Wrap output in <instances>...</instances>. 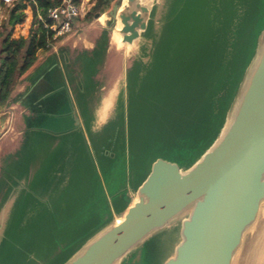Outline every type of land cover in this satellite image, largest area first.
I'll return each instance as SVG.
<instances>
[{"label": "water", "instance_id": "95a60500", "mask_svg": "<svg viewBox=\"0 0 264 264\" xmlns=\"http://www.w3.org/2000/svg\"><path fill=\"white\" fill-rule=\"evenodd\" d=\"M162 1L120 0L112 34L102 28L70 68L60 57L30 79L28 113L0 159V264H142L152 241L165 247L160 264H239L264 214V0H167L154 34ZM142 41L143 58L114 59ZM151 74L152 129L170 157L153 148L141 178L110 193L93 148L113 160L119 131L126 146L130 100ZM87 163L96 193L87 174L77 189ZM250 264H264L260 246Z\"/></svg>", "mask_w": 264, "mask_h": 264}, {"label": "rangeland", "instance_id": "374dc122", "mask_svg": "<svg viewBox=\"0 0 264 264\" xmlns=\"http://www.w3.org/2000/svg\"><path fill=\"white\" fill-rule=\"evenodd\" d=\"M119 1L120 0H115L105 14L97 19H93L90 24L85 27L86 32L91 29L97 30L98 28H106L112 34L115 23L112 22V18L108 13L112 10L114 5L119 3ZM1 2L2 0H0V3ZM92 5H90L89 8L85 11V14L79 19V22L84 19L86 13L90 10ZM166 5L167 0L160 2V5L158 6L157 11L154 15V34H158L160 30L161 24L163 22V16L166 11ZM1 18L2 15H0V22L3 23ZM117 40V35L114 32L111 38L112 44L117 46ZM123 50L124 49H121V51H118V53L116 52L114 59H117L118 56L119 58H121V56H124L125 61H128V66H130L135 59L143 58V56H145V53L147 52V45H145L144 41H142L133 50L131 49L128 52ZM85 77V75L82 76L81 74V78L84 81L83 83L86 85L87 80ZM145 87L148 93L143 94L140 98L133 97L130 100L127 112L128 117L126 124V146H123V131L122 133L121 131H119L116 137L117 140H115L116 156L113 158V160H110L109 158L103 156L95 146L93 148L95 153V162L98 167L101 180L110 193L119 191L124 187L126 183H134L141 178L142 172L145 173L148 170L149 163L152 161L153 148L156 149L160 147L163 150L161 154L158 153L156 155L157 157H163L165 159H169L170 157L171 150L166 151L161 141H156L157 139L161 138H157L159 134L158 130L152 129V74L145 81ZM110 133L111 129H107L103 133L102 139L104 141L109 140L108 138L110 137ZM39 136L41 135H37L36 137L41 139L42 137ZM77 139L80 140L79 137L75 138L74 140ZM62 140L65 141L66 139ZM154 141L159 144V146H153L152 142L154 143ZM74 143L77 142H73V144ZM85 168L87 173L85 171H81V175L77 180V189L83 190L85 188L84 177L82 175L87 174L89 180V182H86L87 190L89 185H91V192L93 191V193H96V187L95 185H93L94 180H92V172L90 176L88 163L86 164ZM96 182L98 183L97 179ZM83 223L86 222H83V219L81 218V220L75 226L72 225L70 229L71 233L74 234V232L83 229L85 227L81 226ZM80 233L81 232H77L76 234H74V236ZM263 238L264 214L261 222L255 228L254 232L250 235L247 245L241 255L242 257L239 260V264H250L252 251H254L256 245L258 247H261V252L262 250H264ZM164 248L165 247L159 248L154 241L147 244L142 252V264H160L161 257L165 251Z\"/></svg>", "mask_w": 264, "mask_h": 264}, {"label": "trees", "instance_id": "16d2710c", "mask_svg": "<svg viewBox=\"0 0 264 264\" xmlns=\"http://www.w3.org/2000/svg\"><path fill=\"white\" fill-rule=\"evenodd\" d=\"M114 1L95 0L84 19L75 21L76 26L89 24L96 14L102 16ZM59 3L60 0H15L8 9L0 31V111L8 104L18 79L34 65L41 51L51 47L50 32L43 28L38 16L46 19L47 11Z\"/></svg>", "mask_w": 264, "mask_h": 264}, {"label": "crops", "instance_id": "0c3cea01", "mask_svg": "<svg viewBox=\"0 0 264 264\" xmlns=\"http://www.w3.org/2000/svg\"><path fill=\"white\" fill-rule=\"evenodd\" d=\"M4 15L5 14L2 15V18ZM89 24L82 26H76L75 24L72 34L57 40L47 51H41L38 54L34 65L18 79L10 94L8 104L0 111V116L6 112L9 113V117L6 121L7 129L0 136V159L1 157L7 155L8 150L18 138L20 127L23 126L22 116L27 115L28 113L27 110L21 106L20 101L33 88V86L30 87V79H35V75L42 73L44 70L48 71L52 65L51 63H55L57 61V63L60 64V57H63L62 59H67L69 66L72 62H74L75 57L79 52L91 50L94 47L95 37L102 28H98L97 30L91 29L86 32L85 27Z\"/></svg>", "mask_w": 264, "mask_h": 264}, {"label": "built area", "instance_id": "2783aa9c", "mask_svg": "<svg viewBox=\"0 0 264 264\" xmlns=\"http://www.w3.org/2000/svg\"><path fill=\"white\" fill-rule=\"evenodd\" d=\"M15 0H2L0 5V15H4L5 20L9 8ZM95 0H60L59 5L47 11L46 19L38 16V21L43 28L50 32V42L52 45L59 39L65 38L73 33L75 21L81 18L85 11ZM2 22H0L1 29ZM36 27V26H35Z\"/></svg>", "mask_w": 264, "mask_h": 264}, {"label": "bare ground", "instance_id": "6f19581e", "mask_svg": "<svg viewBox=\"0 0 264 264\" xmlns=\"http://www.w3.org/2000/svg\"><path fill=\"white\" fill-rule=\"evenodd\" d=\"M119 28V25L117 24L116 28H115V34L117 35V46L116 47H119L120 46V37L119 35L117 34V30ZM114 92H110L105 101L102 103V108H101V112H100V120L101 121H104L108 115L110 114L111 112V109H112V106H113V102H114ZM117 222H119V220H117Z\"/></svg>", "mask_w": 264, "mask_h": 264}]
</instances>
